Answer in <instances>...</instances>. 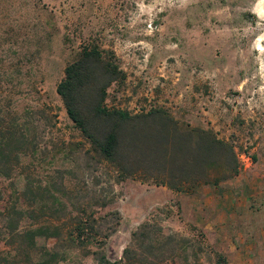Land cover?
I'll use <instances>...</instances> for the list:
<instances>
[{
  "label": "rangeland",
  "instance_id": "obj_1",
  "mask_svg": "<svg viewBox=\"0 0 264 264\" xmlns=\"http://www.w3.org/2000/svg\"><path fill=\"white\" fill-rule=\"evenodd\" d=\"M94 46L124 74L107 90L108 109H162L180 130L212 132L234 147L238 175L175 191L100 161L56 93L66 65ZM6 128L23 153L0 163L3 173L12 166L0 176V264H44V249L49 264H98L100 244L110 262L132 248L145 264H264V0H0ZM14 212L20 233L63 232L9 238ZM88 214L99 235L69 242ZM143 226L144 243L133 241Z\"/></svg>",
  "mask_w": 264,
  "mask_h": 264
},
{
  "label": "trees",
  "instance_id": "obj_2",
  "mask_svg": "<svg viewBox=\"0 0 264 264\" xmlns=\"http://www.w3.org/2000/svg\"><path fill=\"white\" fill-rule=\"evenodd\" d=\"M123 78L112 54L106 56L95 46L83 47L66 65L64 77L56 86L69 119L88 141L97 158L116 168L120 178L139 177L143 182L180 191L184 184L216 187L221 181L238 175L239 161L234 147L212 132L198 128L180 130L177 122L162 109L136 115L121 109H108L105 106L107 90ZM151 121H159L161 126L151 130ZM15 137V130L6 128L0 131V163L9 162L12 155L16 160L22 155L23 151L12 148V142H19ZM11 167L6 173L0 167V176L10 177ZM83 213L86 214V210ZM19 215L15 220L6 218L9 238L24 237L33 244L37 236L59 239L63 232L64 228L59 224H52L20 233L18 225L22 212ZM10 221H14V225ZM95 224L92 214L76 220L73 230L66 233V239L72 243L94 240L99 235ZM144 229L143 226L132 234L133 241L144 243L147 238ZM149 245L152 247L151 242ZM102 249L100 244L94 252L98 264L150 262L148 256L138 255L132 248L124 249L120 260L110 262ZM40 256L44 264H49L54 254L44 249Z\"/></svg>",
  "mask_w": 264,
  "mask_h": 264
}]
</instances>
